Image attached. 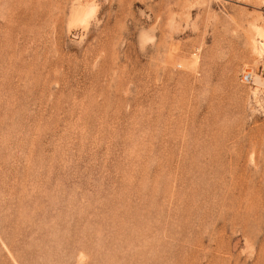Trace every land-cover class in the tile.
<instances>
[{
  "label": "rangeland",
  "instance_id": "1",
  "mask_svg": "<svg viewBox=\"0 0 264 264\" xmlns=\"http://www.w3.org/2000/svg\"><path fill=\"white\" fill-rule=\"evenodd\" d=\"M262 31L264 0H0V264H264Z\"/></svg>",
  "mask_w": 264,
  "mask_h": 264
},
{
  "label": "bare ground",
  "instance_id": "2",
  "mask_svg": "<svg viewBox=\"0 0 264 264\" xmlns=\"http://www.w3.org/2000/svg\"><path fill=\"white\" fill-rule=\"evenodd\" d=\"M79 12H77V14L75 15L74 20H73V23H77V24L79 23V24L83 25L82 27H84L85 25L87 26V20H88L87 17L90 14V13L88 14V9H84L80 13ZM89 12H90V10H89ZM262 38L264 40L263 31H262ZM260 47H261V49H264V42H263V44Z\"/></svg>",
  "mask_w": 264,
  "mask_h": 264
},
{
  "label": "built area",
  "instance_id": "3",
  "mask_svg": "<svg viewBox=\"0 0 264 264\" xmlns=\"http://www.w3.org/2000/svg\"><path fill=\"white\" fill-rule=\"evenodd\" d=\"M242 80H243L244 83H249L250 80H251V76L250 75H245V76H243Z\"/></svg>",
  "mask_w": 264,
  "mask_h": 264
}]
</instances>
